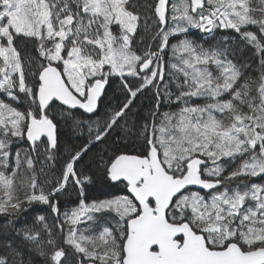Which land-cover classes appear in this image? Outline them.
Returning <instances> with one entry per match:
<instances>
[{"label": "snow or ice", "instance_id": "snow-or-ice-1", "mask_svg": "<svg viewBox=\"0 0 264 264\" xmlns=\"http://www.w3.org/2000/svg\"><path fill=\"white\" fill-rule=\"evenodd\" d=\"M152 7L156 48L137 54L134 38L138 27L148 30L149 17L142 19L130 0H0V215L9 225L33 205H47L57 220L63 215L59 225L39 215L40 227L19 229L51 264H68L53 237L64 224L70 226L66 242L87 258L80 264H264V0H179L171 7L169 0H155ZM193 28L240 34L260 55V77L251 79L245 66L229 59L226 42L205 48L188 38ZM21 37L39 42L43 62L24 58L16 43ZM166 49L178 58L167 81ZM125 75L139 80H121L125 103L102 123L92 120L99 117L109 77ZM149 86L155 110L137 133L145 154L99 156L95 171L78 168L90 145L121 127L137 94ZM196 98L205 103H193ZM162 102L179 110L160 113ZM62 120L75 131L86 127L89 142L69 156L54 182H38L37 164L47 177L45 168L56 159ZM97 178L126 182L131 197L85 202V187ZM70 180L81 200L61 214L58 195ZM190 186L211 195L206 199ZM106 212L116 214L117 228L77 234L78 224ZM17 256L12 249L0 264H24Z\"/></svg>", "mask_w": 264, "mask_h": 264}, {"label": "trees", "instance_id": "trees-1", "mask_svg": "<svg viewBox=\"0 0 264 264\" xmlns=\"http://www.w3.org/2000/svg\"><path fill=\"white\" fill-rule=\"evenodd\" d=\"M176 3V0H171L172 3ZM130 3L134 4L136 9L141 14V17L147 15L148 30L145 31L143 27H138L137 36L134 38L133 48L137 54H141L145 47L151 45L153 49L156 48V41L153 40V33L157 30L154 24L155 17L153 16V4L155 0H130ZM171 7V6H170ZM250 31H256L254 27H249ZM188 38L203 45L205 48H214L217 45H221L222 42H226L229 49V59H232L234 63L245 66V75L253 80H257L261 74L260 55L257 54V50L251 44H248L240 34L236 33L232 29H214L211 34L203 32L199 29H189ZM226 38V39H225ZM171 43H176V38H170ZM18 50L22 52L25 59L31 58L34 62H43L37 54V41L33 38L21 37L16 41ZM165 80H169V77L174 69L170 68L172 63H178V58L173 57L170 50H165ZM33 69H35V63H33ZM27 71V65H26ZM127 80L130 85L139 83L138 78L131 76H119L109 77V83L106 86L105 94L102 98V104L99 111V117L93 116L92 120H99L101 123L106 113L118 110L128 98L127 92L122 88L121 80ZM181 82L183 77L180 76ZM170 88L173 93L177 91L175 83H170ZM155 90L149 86L138 93L133 100L130 111H127L125 116L118 122L121 127L115 128L105 141L99 144L90 145L89 151L77 162V167L84 170L95 171V161L99 156H104L106 159L110 158L113 154H135L143 156L145 154L146 145L143 136L138 135V130L145 124L150 123L152 120V113L155 110ZM4 97L0 95V99ZM193 103L203 104L205 100L203 98H196ZM179 110V105L176 103L162 102L159 112H176ZM75 115L81 119H89L87 114L81 115L80 111H76ZM159 122V119H157ZM131 128V132L126 133L125 129ZM58 150L56 152L55 161L49 162L52 166L46 167L45 172L48 173L47 177L39 174V163L37 164V180L42 182L45 179L53 180L59 178L65 162L69 156L79 151L80 147L89 142V133L87 128L80 131L73 130L71 121L62 120L58 127ZM27 142H20V148H27ZM14 145V149H15ZM44 157L41 155V160ZM227 169L224 175L228 174ZM90 171V174H91ZM256 182H259L258 178H255ZM126 183H113L105 182L103 179L97 178L95 183L87 184L84 190L85 202H91L95 200H101L110 198L117 195H127ZM231 189L235 187V184H229ZM194 191V190H191ZM197 192V191H195ZM200 192V191H198ZM59 207L61 214L65 211H70L78 207L81 197L79 195L78 186L71 180L66 186V191L63 194L58 195ZM43 215L46 217V221L49 225H59L63 221V215L57 220L55 214L51 213L47 205H33L31 209L25 212L18 220L13 221V225L8 224V217L0 215V256L6 255L10 250L14 249L18 256L17 260H23L24 264H51L50 256H41L32 242L26 240L19 233V229L28 226L31 227L34 224L37 227L41 225L36 221V217ZM115 213H101L97 214L94 222L90 221L88 224H78L76 226L77 234L83 233L84 235H94L91 233V225H99V228L105 226L117 228L112 224L115 220ZM68 224H64V230L60 231L59 228H54L53 237L55 243L64 249L66 253V259L68 264H80L81 261H87V258L83 254L76 252V250L69 245L67 240ZM46 236L47 234H42ZM45 252L48 253L51 250V246L45 245ZM90 262V261H89Z\"/></svg>", "mask_w": 264, "mask_h": 264}, {"label": "rangeland", "instance_id": "rangeland-1", "mask_svg": "<svg viewBox=\"0 0 264 264\" xmlns=\"http://www.w3.org/2000/svg\"><path fill=\"white\" fill-rule=\"evenodd\" d=\"M176 3H179V0H176ZM113 31L114 32H116V28L114 27L113 28ZM37 41V40H36ZM38 45H39V42L37 41V43H36V47H37V54H38V57H40L39 56V52H38ZM41 59H42V61H43V58L42 57H40ZM105 70H107V66H106V69ZM125 76H128V75H125ZM198 192V191H197ZM201 194V193H200ZM116 215V214H115ZM118 219V217H116L115 218V220H113V222H112V224H114L116 227H118L117 225H116V220ZM102 229L103 228H99V225H91V227H90V230H91V233H93V234H98L99 233V231H102Z\"/></svg>", "mask_w": 264, "mask_h": 264}, {"label": "water", "instance_id": "water-1", "mask_svg": "<svg viewBox=\"0 0 264 264\" xmlns=\"http://www.w3.org/2000/svg\"><path fill=\"white\" fill-rule=\"evenodd\" d=\"M169 6H171V0H169ZM107 86V85H106ZM106 86H105V90H106ZM103 98V97H102ZM130 155H135V154H130ZM113 183H118V182H113ZM126 183V182H125ZM222 187V186H221ZM191 190H196V191H200V192H207L210 193L208 190H203L201 189L199 186H190ZM129 193V192H128ZM129 195L131 196V194L129 193ZM87 264H91V262H87Z\"/></svg>", "mask_w": 264, "mask_h": 264}, {"label": "flooded vegetation", "instance_id": "flooded-vegetation-1", "mask_svg": "<svg viewBox=\"0 0 264 264\" xmlns=\"http://www.w3.org/2000/svg\"><path fill=\"white\" fill-rule=\"evenodd\" d=\"M118 183H123V184H125V182H118ZM116 184H117V183H116ZM222 188H223V186L221 187V190H222ZM200 193H201L202 195H205L206 199L211 195V193H207V192H200ZM126 194L129 195V194H128V190H127Z\"/></svg>", "mask_w": 264, "mask_h": 264}]
</instances>
